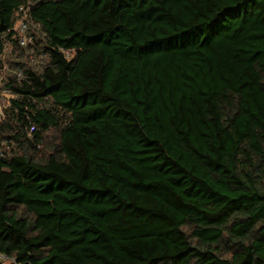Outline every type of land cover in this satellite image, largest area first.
I'll use <instances>...</instances> for the list:
<instances>
[{"label": "trees", "instance_id": "16d2710c", "mask_svg": "<svg viewBox=\"0 0 264 264\" xmlns=\"http://www.w3.org/2000/svg\"><path fill=\"white\" fill-rule=\"evenodd\" d=\"M4 64L56 108L0 159V264H264V0H0Z\"/></svg>", "mask_w": 264, "mask_h": 264}, {"label": "built area", "instance_id": "2783aa9c", "mask_svg": "<svg viewBox=\"0 0 264 264\" xmlns=\"http://www.w3.org/2000/svg\"><path fill=\"white\" fill-rule=\"evenodd\" d=\"M38 28L39 26L33 24L29 19V8L25 5L20 6L16 11V20L12 28L6 32L8 34L12 33L11 38L8 39V34L1 35L3 40V52L12 50L13 39H15L20 46L25 48L35 45L36 40L33 35V30ZM59 49L67 59L70 60L73 57V51L70 49L62 47ZM29 58L36 64L39 59V54L30 53ZM9 74L10 71L7 64L0 67V159H7L19 152L21 149L19 138L23 136L32 141L36 148H39L41 143L37 142L38 139L36 135L39 131V127L34 122L33 115L40 111H50L54 113L56 108L55 103L46 98H37L30 95L26 96L13 91V89L9 87ZM12 74L16 83H22L26 79L22 70ZM8 115L12 116L15 130L12 133L3 134L4 130L2 131V126L7 121ZM69 122L70 118L69 115H67L62 122V126L67 125ZM3 260H6V257L0 255V261Z\"/></svg>", "mask_w": 264, "mask_h": 264}]
</instances>
